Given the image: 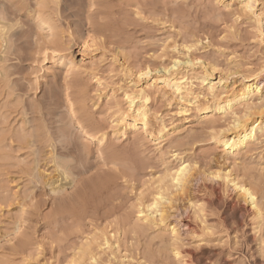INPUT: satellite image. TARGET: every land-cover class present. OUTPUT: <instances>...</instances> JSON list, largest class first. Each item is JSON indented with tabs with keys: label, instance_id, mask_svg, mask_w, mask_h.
<instances>
[{
	"label": "rangeland",
	"instance_id": "374dc122",
	"mask_svg": "<svg viewBox=\"0 0 264 264\" xmlns=\"http://www.w3.org/2000/svg\"><path fill=\"white\" fill-rule=\"evenodd\" d=\"M248 2L0 0V264H264V130L222 144L235 121L264 122V0ZM255 77L261 93L215 110ZM97 175L86 205L56 214ZM159 191L162 224L145 220Z\"/></svg>",
	"mask_w": 264,
	"mask_h": 264
},
{
	"label": "bare ground",
	"instance_id": "6f19581e",
	"mask_svg": "<svg viewBox=\"0 0 264 264\" xmlns=\"http://www.w3.org/2000/svg\"><path fill=\"white\" fill-rule=\"evenodd\" d=\"M248 1L249 2L246 4V8L250 10L251 9V2H250L251 0H248ZM208 76H209L208 73H206L204 75V77L202 78L203 83H206V81L209 80ZM167 81L168 82L170 81L172 83L173 88L178 93H180L183 90H186L184 85L182 83L178 82V81H174V80L171 81L170 79H168V80H164L163 82L167 83ZM208 88H209V91H211V94L215 98L216 95L214 94L213 85H210ZM261 88L262 87H260V84H259V82L257 80V77H255L253 79H249L246 83L243 84L242 89L237 94L233 95L234 94L233 93L232 94L233 96H230V98H228L226 101H222V100L218 99L216 104H214L215 105L214 108L217 111L218 110L219 111H224L227 108L229 109L236 102H238V101H246L250 97H253V95H256L255 93H261L262 92ZM221 94H223V93H221ZM144 95H142V96H144ZM144 98H145V96L143 97V99ZM146 101H147V97H146V99H144V102H146ZM130 104H131V107L134 106L135 99H131L130 100ZM70 111L73 114L74 120L77 121V130L84 134V138L86 140H94L96 136H94V134L91 133V129L92 128L95 130L94 126L89 125V124L86 125V124H84V123L79 121V118H77V114H76V113H78V112H76L78 110H76V107L74 106L73 103L70 104ZM140 111L138 110L137 112H138L139 116L141 117V118L140 117L139 118L142 119V121H143V123H142L143 126H145L146 125V114L144 112H140ZM235 122L236 123L233 125L234 132H232V134H230L228 137L225 136L224 140L222 141L223 142L222 144L227 149V151H229V153H235V151L237 152V150L239 148H241L243 146H246V143L250 142L252 139H255L256 135H257V133H256L257 130H264V122L258 123V125H256L257 122H254V123L250 124L249 126H247V125H245V124H243V123H241L239 121H235ZM134 123H136V121ZM134 126H136V125H134ZM104 139H105V136L102 137L101 139L99 138L100 143ZM68 146H71V144L69 143ZM68 146L66 147L67 150L69 148ZM76 147H77L76 145H74V144L72 145V148H74V150L76 149ZM112 154L116 155L114 153H112ZM110 158H111L110 161L116 162L115 156L110 157ZM83 170H86V166L84 164H80V163L79 164H75V165L70 167V172L75 174V175H77V176L81 175ZM97 176H99V177H96V178L93 177L92 179H89V180L87 179V181L82 182L81 183L82 187L80 186L76 191H74L73 194H70V195L61 194V196H63V197H61V198L59 197L58 198L59 199V202H58L59 205L56 208V209H58L56 214H61V212H63V213L65 212L66 213V211L67 212L69 211V213L71 212V214L72 213L76 214V212L78 210L76 212L74 210H75V208L76 209L79 208L78 205H76V204H78L79 202L81 203V202H83L85 200L87 201V198H89L88 197L89 196V192L90 191L93 192L94 189L96 190L97 187L100 185V184L98 185V183L102 182L106 178V177H103V176H100V175H97ZM228 176H225L224 178L228 179L229 178ZM60 177L64 181L70 180L68 174L61 173L59 178ZM171 177H172L171 180H172V183H173V188H175L177 190H180V191H184L187 188V186L190 184V181H191L190 180L191 179L190 169H189V167L187 165L182 164L178 168V170L175 172L174 176H171ZM77 180H78V178H77ZM106 180H107V178H106ZM58 182L59 181L56 180L55 182H52L51 184L48 183V185L52 187V191H54L55 193H56V190H59V191H62V192L63 191H67L66 190V184L61 185L60 187L56 188L55 185ZM227 182L229 184L231 183L233 185L234 189H237V191H239V194L242 195L241 197L243 198V200L245 199V201H248L251 204V206L253 207V209L256 208V197H255V195L253 194V192L249 188H246L243 185H240L239 183H237L234 180H229ZM69 184H70V182H69ZM94 187H96V188H94ZM202 187L205 188V189H210V190L214 189L213 186H206L205 184H202ZM199 188H201V186ZM93 193H95V192H93ZM156 197L157 198L154 199V202L152 203V205L147 207L148 210H150V211L153 210V212H151L150 216L147 215V218L145 217L146 218L145 220H147L152 215L156 214L159 217V222L162 224L166 220V213H165L164 209H162V206H164V204L166 202L170 203L171 200L168 199L163 194V192H160V191L156 195ZM80 203H79V205H80ZM86 203H84V204L86 205ZM80 207H81V205H80ZM97 212H99V211H97ZM141 213H143V212L141 211L140 214ZM258 213L259 212H257V214ZM26 243H27L26 241H22L20 246L23 247V246L26 245ZM106 245H109V243H107ZM92 261L95 262L96 260L92 259Z\"/></svg>",
	"mask_w": 264,
	"mask_h": 264
}]
</instances>
